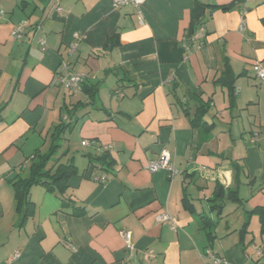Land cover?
I'll return each mask as SVG.
<instances>
[{
  "label": "crops",
  "instance_id": "crops-1",
  "mask_svg": "<svg viewBox=\"0 0 264 264\" xmlns=\"http://www.w3.org/2000/svg\"><path fill=\"white\" fill-rule=\"evenodd\" d=\"M0 11V264H214L208 248L229 264H264L260 251H246L255 226L259 232L256 216L239 235L244 212L264 203V124L253 129L251 113L264 89L244 78L253 71L259 81L254 64L264 67V0H144L143 24L132 5L116 9L111 0H0ZM21 21L27 27L14 39ZM64 59L97 86V103V95L91 103L81 91L67 92L68 101L60 93L54 76ZM226 64L235 76L233 106L215 82ZM198 97L210 99L209 126L190 124ZM71 108V129L50 159L76 167L68 202L32 186L33 212L20 224L11 180L28 175L33 153L49 149L52 127ZM246 127L247 140L235 137ZM86 139L101 145H82ZM163 149L173 177L146 168ZM104 151L108 169L96 159ZM235 163L242 167L237 182ZM236 183L241 226L219 228ZM184 194L194 212L182 208ZM73 207L85 213L74 215ZM160 213L176 228L156 221ZM200 215L210 228L201 227Z\"/></svg>",
  "mask_w": 264,
  "mask_h": 264
},
{
  "label": "trees",
  "instance_id": "trees-1",
  "mask_svg": "<svg viewBox=\"0 0 264 264\" xmlns=\"http://www.w3.org/2000/svg\"><path fill=\"white\" fill-rule=\"evenodd\" d=\"M233 5H219L222 9H228ZM213 7H216L214 5ZM261 24L264 26V16L260 19ZM112 47V44L109 45ZM131 80V79H130ZM235 76L232 75L230 67L226 64L224 71L218 74L215 77V82L219 83L221 86H224L228 91L229 98V106L234 105V98L236 94L235 90ZM84 81L80 86V91L86 95V98L91 103L94 102V99L97 95L98 88L95 84H88ZM175 96V95H174ZM210 103L209 100H201V98H196V108L193 115L190 117V124L192 127H200V126H209L206 121L203 119L204 115L207 112L208 105ZM81 104V103H79ZM83 105V103H82ZM74 108H71L67 111V115L65 119H62L58 124L52 127V131L50 133V142L49 149L45 153H40L36 151L33 153V157L31 159L28 175L26 177H21L16 175L14 179L11 180V185L14 191V197L16 199V209L18 212L22 213V218L20 221L24 223L26 218L32 214L33 212V202L30 200V189L32 186L39 185L43 187L46 192L58 194L61 197V204H65L67 198L65 197V192L69 188V179L72 175L76 173V167L74 164L69 162H61L60 160H55L50 163V159L55 154L57 149L60 148V142L64 139V133L66 131H70L72 126V113ZM74 114V113H73ZM99 161L100 167H104L108 169L111 166L110 157L107 151L102 152L99 156L96 157ZM241 168L237 163L234 164V177L236 182L239 179V175L241 172ZM223 189L221 188L220 193L223 196ZM227 196L233 202H240V198L238 196L237 191V183L235 187H229L227 189ZM182 208L188 212H194V206L189 198L184 194L181 199ZM221 208V206H218ZM85 210L83 207H73L72 214L74 215H83ZM245 221L242 227L239 229L240 238L243 239V236L248 232L249 221L252 216H256L259 233L260 235H264V203L261 205H257L250 210H246L244 212ZM201 218V227L203 229L210 228L211 222L206 216L200 215ZM207 235L211 236V232L207 231ZM261 256H264V248L260 250Z\"/></svg>",
  "mask_w": 264,
  "mask_h": 264
},
{
  "label": "built area",
  "instance_id": "built-area-1",
  "mask_svg": "<svg viewBox=\"0 0 264 264\" xmlns=\"http://www.w3.org/2000/svg\"><path fill=\"white\" fill-rule=\"evenodd\" d=\"M112 5L114 8H120L125 5H132L135 9V13L138 18V22L140 24L144 23V17L142 13V5L144 3V0H111ZM56 10L59 12L60 7L57 6ZM246 9L241 8L240 9V25L239 28L244 29L245 26V15ZM0 14H2V11H0ZM27 27L26 21H21L14 25L11 30V36L14 39H20L22 38L24 31ZM203 27H200L198 34H202ZM38 44L42 49H44L45 40L40 37L38 39ZM201 43L198 44L200 46ZM74 49V46L72 47ZM255 70H256V78L264 82V67L261 65L260 62H255ZM85 81V76L82 73L74 71L71 66L69 60H61L59 63L58 68L56 69L55 76H54V84H58L63 87V89L68 90L72 93H75L77 91H80L81 84ZM82 145H101L99 142H97L94 139H86L81 141ZM105 149H108L109 145H103ZM146 168L150 172L157 171L159 169H164L168 172L169 177H173L176 174V170L173 168V166L170 163V155L169 152L165 149H163L157 160L149 161L146 165ZM104 174H97L94 176V179L96 181H104L105 180ZM156 221L163 222L168 221L173 229L176 228V224L173 221L172 217L168 213H160L156 216ZM120 235L123 238L124 242L127 245H130L131 241V234L128 231L122 230L120 231ZM205 255L210 257L214 264H229L227 260L222 259L221 257H218L215 255L211 249H206Z\"/></svg>",
  "mask_w": 264,
  "mask_h": 264
},
{
  "label": "rangeland",
  "instance_id": "rangeland-1",
  "mask_svg": "<svg viewBox=\"0 0 264 264\" xmlns=\"http://www.w3.org/2000/svg\"><path fill=\"white\" fill-rule=\"evenodd\" d=\"M246 80H249V82L250 83H253V85H254V87H258V85H255V83H262L259 87H262L263 89H264V82H260V81H257L255 78H254V72L252 71V73H249V75L248 76H245L244 77ZM56 85V84H55ZM57 88L59 89V91H60V93L63 95V96H68V93L67 92H69V93H72V92H70V91H68V90H65V89H63V87L62 86H60V85H58L57 86ZM78 92V91H77ZM76 93V92H75ZM66 96V98H67V101H68V97ZM75 100L76 99H74V102H75ZM95 101H96V103L99 101V97H98V95H97V97H96V99H95ZM260 103L258 104V105H255V106H252V108H251V113L252 114H254V118H255V125H256V127L255 128H253V129H259V123L260 124H264V92L263 93H261V99H260ZM86 103L85 102H83V105H85ZM69 106V105H68ZM262 128H264V127H262ZM248 128L246 127L245 129H244V131L242 132V134L240 133L239 135L238 134H236L235 133V137L236 136H238V138H240L241 137V139H239V140H247V134H248ZM68 132V131H67ZM262 132H263V129H262ZM64 141H62V143H63ZM25 170H28V167H25ZM243 192V190L240 192V193H242ZM245 194V193H244ZM243 194V195H244ZM227 202H231V201H229V200H225L224 201V203L226 204ZM238 205V202H232L231 204H228V205H226V206H223L224 208H222L223 209V212H222V214H221V216L223 215V218H226V220H223V221H221L219 224H218V226L217 227H222L223 225H224V223H228L229 225H235V226H237V228H239V226H241V222H242V209H241V207H240V205L239 206H237ZM253 221H255V216L253 217ZM252 221V222H253ZM252 222L250 223V225H249V228L251 227V228H253L254 227V224H252ZM255 228L256 229H253V233H254V242L250 245V246H248L247 248H246V251L247 252H252V253H254V255H255V252H257V251H260L261 249V247H263V244L264 243H262V240L264 239V237H261L260 236V234H259V232H257V227L255 226ZM214 229H215V227H214ZM249 233V232H248ZM247 233V234H248ZM250 238V237H249Z\"/></svg>",
  "mask_w": 264,
  "mask_h": 264
}]
</instances>
